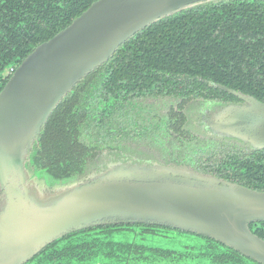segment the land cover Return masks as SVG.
<instances>
[{"label": "water", "instance_id": "water-1", "mask_svg": "<svg viewBox=\"0 0 264 264\" xmlns=\"http://www.w3.org/2000/svg\"><path fill=\"white\" fill-rule=\"evenodd\" d=\"M210 1L95 0L15 69L0 91V264H24L71 231L110 222L170 226L264 264V239L250 227L264 221V190L159 160L117 163L86 182L33 165L43 126L80 80L140 30ZM221 87L240 101L194 129L264 149V102Z\"/></svg>", "mask_w": 264, "mask_h": 264}, {"label": "trees", "instance_id": "trees-1", "mask_svg": "<svg viewBox=\"0 0 264 264\" xmlns=\"http://www.w3.org/2000/svg\"><path fill=\"white\" fill-rule=\"evenodd\" d=\"M93 1L0 0V90L8 78L3 74L7 67L17 66ZM179 76L212 80L264 102V0L205 2L137 32L59 103L40 133L33 165L56 180H75L87 153L79 141L80 129L118 111L126 94L162 92L179 86ZM110 95L115 99L109 105L91 113L96 101L108 103ZM223 166L219 175L264 190V149L227 154ZM151 227L122 223L82 229L52 242L33 262L93 264L98 257L104 264H140L153 258L196 264L252 261L207 237H201V244H186L183 251L152 245L145 241L157 234ZM252 229L264 239V223Z\"/></svg>", "mask_w": 264, "mask_h": 264}, {"label": "flooded vegetation", "instance_id": "flooded-vegetation-1", "mask_svg": "<svg viewBox=\"0 0 264 264\" xmlns=\"http://www.w3.org/2000/svg\"><path fill=\"white\" fill-rule=\"evenodd\" d=\"M40 43H38L37 45H39ZM26 56L22 59V61L26 58ZM19 64L17 66L7 67L5 69L3 74L8 77L7 81L12 76L13 72L19 66ZM85 77L83 79H85ZM176 79H177V84H179V86H173L171 88H167L162 92L154 90V91H145L137 95H132L130 93L126 94L127 95L126 97L120 98V107L118 111H116L115 113L109 111L108 117H106L102 123L97 124L95 123L96 121H94V123L89 127L83 126L80 129L82 133L79 135V141H81L87 146V153L84 156L85 163L83 169L80 174L75 176L76 178L75 180L84 181V182L90 181L93 175L103 172L108 168H110L112 165L117 163L127 162V161L136 162V163L143 162V159L137 157L138 155H143V154L139 152L140 151L139 148L136 149L131 147L133 145L134 146L145 145L151 147L161 156V159L160 158L157 159L160 162L166 164L186 166L196 171L205 174H211L219 178L228 180L225 177L218 174L221 172V169L224 170L223 163L226 155L227 154L241 155L247 152L250 153L251 150L248 148V146L245 145H242V147L239 146V143L235 140L220 138L216 135H211V134H206V136L201 135L197 133L194 129H192L191 123L192 124L197 123L199 125H203L206 120H209L211 118V112L214 109L218 108V106L222 105V102L237 103L240 100L221 87V86L228 87L227 85L212 80L207 81L200 77L196 80L195 78L192 77L186 78L180 76L177 77ZM80 81L78 83H80ZM6 83L4 84V86L6 85ZM201 83H203L204 85H201ZM234 90H237L244 94H248L247 92L239 89H234ZM113 99H115V97L110 95L108 98V103H106L104 100H100L98 102L96 101L94 103L96 106L94 107V110L91 111V113H95V111H97L98 108L102 109L106 105H109ZM155 100H161L162 103L156 105L154 102ZM191 118H193V120ZM38 143L39 141L35 144V147L38 145ZM122 223L152 225L151 228L155 229L157 234L147 237L145 239L146 242L152 245H158L155 242L156 238H159V236H165L164 232H166L167 230H174L176 232L186 233L189 235L195 234V233L191 234V232H187V231L183 232V230L176 229L170 226L158 225L152 223H139V222H115V223L110 222V223L99 224L91 227L107 225V224H122ZM263 223L264 221L254 222L250 224V227L252 229L253 225L261 226L263 225ZM87 228H83V229H87ZM80 230L82 229L71 231L65 234L64 236ZM140 231L141 229L138 228L137 232ZM195 237L198 238L197 241L195 242L191 241V244L203 243L204 239L201 237H206V236L203 235L198 236V234H196ZM212 240L240 253L234 248H231L219 241H216L215 239ZM52 242L47 244L33 258H31L24 264H35L33 262L34 258L37 255H39L44 249H46ZM166 247L173 248L171 246H166ZM182 249L185 250L184 247ZM177 250L183 251L180 249ZM240 254L243 255L242 253ZM243 256L246 257L245 255ZM248 259L252 260L248 264H255V263L259 264L258 262H256L251 258ZM93 264H104V263L101 261L100 257H98ZM123 264H127V263L124 262ZM140 264H196V263L195 262L175 263V262H171L169 259L163 260L160 258H153L150 262H140Z\"/></svg>", "mask_w": 264, "mask_h": 264}, {"label": "rangeland", "instance_id": "rangeland-1", "mask_svg": "<svg viewBox=\"0 0 264 264\" xmlns=\"http://www.w3.org/2000/svg\"><path fill=\"white\" fill-rule=\"evenodd\" d=\"M156 105L161 104L162 101L161 100H155L154 101ZM193 120V118H191ZM191 127L192 129H194L195 127L193 126V124L191 123ZM195 130V129H194ZM197 133L206 136V134L202 133V131L200 130H195ZM239 146L242 147L241 144H239ZM133 148L138 149L139 148V152L143 155H138V158L141 159H145V160H157L158 158L161 159V156L154 151L151 147L145 146V145H140V146H131ZM165 236H159V238H156V243L159 246H171L173 248L176 249H180L183 250L182 248L186 245V244H191V241L195 242L197 241V237L186 234V233H179L176 232L174 230H167L166 232H164Z\"/></svg>", "mask_w": 264, "mask_h": 264}]
</instances>
